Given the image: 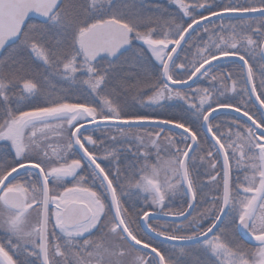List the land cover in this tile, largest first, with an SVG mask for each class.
<instances>
[{"label": "snow or ice", "instance_id": "obj_1", "mask_svg": "<svg viewBox=\"0 0 264 264\" xmlns=\"http://www.w3.org/2000/svg\"><path fill=\"white\" fill-rule=\"evenodd\" d=\"M0 264H264V0H0Z\"/></svg>", "mask_w": 264, "mask_h": 264}, {"label": "trees", "instance_id": "obj_2", "mask_svg": "<svg viewBox=\"0 0 264 264\" xmlns=\"http://www.w3.org/2000/svg\"><path fill=\"white\" fill-rule=\"evenodd\" d=\"M128 102L129 103H133L132 99H131V95L128 96ZM143 110V109H141ZM148 111H151V109H148ZM157 111H160L163 113V115L168 116L171 115L175 110L173 108H163V109H157ZM193 255H198V253L194 252Z\"/></svg>", "mask_w": 264, "mask_h": 264}, {"label": "rangeland", "instance_id": "obj_3", "mask_svg": "<svg viewBox=\"0 0 264 264\" xmlns=\"http://www.w3.org/2000/svg\"><path fill=\"white\" fill-rule=\"evenodd\" d=\"M160 2L166 4L167 0H160Z\"/></svg>", "mask_w": 264, "mask_h": 264}]
</instances>
